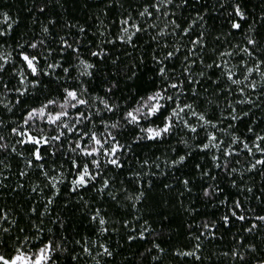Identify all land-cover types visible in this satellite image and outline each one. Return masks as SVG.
<instances>
[{"label": "snow or ice", "instance_id": "6c2138e0", "mask_svg": "<svg viewBox=\"0 0 264 264\" xmlns=\"http://www.w3.org/2000/svg\"><path fill=\"white\" fill-rule=\"evenodd\" d=\"M0 264H264V0H0Z\"/></svg>", "mask_w": 264, "mask_h": 264}, {"label": "trees", "instance_id": "16d2710c", "mask_svg": "<svg viewBox=\"0 0 264 264\" xmlns=\"http://www.w3.org/2000/svg\"><path fill=\"white\" fill-rule=\"evenodd\" d=\"M10 4H15L17 8L23 5L24 0H8ZM250 5H254L257 3V0H249ZM14 14L16 13V8L13 9Z\"/></svg>", "mask_w": 264, "mask_h": 264}]
</instances>
